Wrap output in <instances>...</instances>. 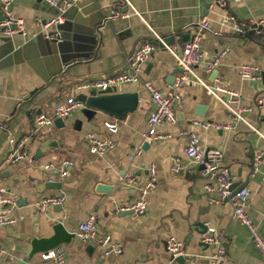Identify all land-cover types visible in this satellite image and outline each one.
<instances>
[{"label":"crops","instance_id":"crops-1","mask_svg":"<svg viewBox=\"0 0 264 264\" xmlns=\"http://www.w3.org/2000/svg\"><path fill=\"white\" fill-rule=\"evenodd\" d=\"M4 1L0 0V20ZM209 1L84 0L65 25L67 39L57 61L47 43L36 39L44 30L43 21L54 17V11L39 0L11 2L9 10L24 20L26 33L0 41V187L16 204L14 225L0 227V264H17L30 251L25 238L34 235V215L39 216V237L43 238L52 235L50 226L58 222L75 235L78 225L94 215L98 231L109 234L122 248L121 255L104 257L97 245L83 244L75 236L69 245L56 249L64 255L62 264H178L167 250L169 237L182 244V264H207L206 257L213 251L201 241L207 227L223 241L225 258L219 264H261L248 230L232 218L231 204L209 201L216 197L204 191L209 181L183 154L187 145L183 133L194 134L203 149L220 150L233 184L248 189L246 212L264 238V158L257 164L254 161L257 153H264V107L259 110L254 104L258 96H264V31L236 34L231 23L222 21L221 9L208 14ZM226 6L249 28L264 17V0H226ZM118 12L126 17H113ZM204 17L209 19L211 32L203 37V65L195 73L208 85L222 81L237 91L241 97L238 106L250 108L243 115L245 122H235L201 85L186 83L175 106L176 124L158 128L169 138L149 143L140 156L130 159L134 149L144 145L143 134L152 111L141 82L120 87L121 93L138 95L136 110L120 119L98 112L88 122L78 109L63 121L62 128L54 125L46 132L35 130L33 121L38 113L49 114L55 102L68 97L88 95L91 90L79 91L78 86L121 71L134 49L145 42H153L155 51L143 66L142 81L152 82L163 94L170 93L180 75L170 50L179 54L193 27ZM156 36L171 38L169 46L159 45ZM222 50L226 54L207 72L212 55ZM246 64L260 69L256 88L240 76L239 67ZM76 121L81 122L79 131L73 129ZM106 122L117 124L116 145L103 156L92 155L86 135L109 137ZM10 138L28 139L25 160L6 162ZM43 139L56 140L58 149L38 157L36 151ZM174 158L183 168L177 175L170 171ZM151 166L156 186L147 195L145 213L122 211L138 199L135 189L121 183L123 177L130 174L144 182ZM46 181L58 182L60 188L40 186ZM99 184L111 190L97 192ZM60 196H64L61 212L47 205L43 214L38 213L40 202ZM3 209L0 206V211ZM41 257L36 255L26 264H54Z\"/></svg>","mask_w":264,"mask_h":264},{"label":"built area","instance_id":"built-area-1","mask_svg":"<svg viewBox=\"0 0 264 264\" xmlns=\"http://www.w3.org/2000/svg\"><path fill=\"white\" fill-rule=\"evenodd\" d=\"M13 0H5L2 4V19L0 20V41L3 38H12L15 35H25L26 27L22 18L14 16L9 6ZM49 6L58 10L59 14H63L67 9L82 3L83 0H42ZM127 2V0H124ZM208 14L214 13L216 10L223 11L224 23H231L236 34L241 35L252 30L258 34L264 31V17L251 23V27H247L244 23L237 21L233 15L227 11L226 0H210L208 4ZM113 17H126L125 13H115ZM61 16L52 17L47 20L43 26V31L47 39L54 38L46 33V29L54 27L63 23ZM210 22L208 17H204L197 23L189 36V39L183 45L180 53L170 50L171 55L176 60L177 66L180 69V75L175 81L172 91L168 94L160 92L152 82L142 81V71L144 64L150 59L155 51V44L153 42H145L136 47L127 60L124 68L121 71L111 75L93 79L78 86V90L100 91L109 86H119L127 84L141 83L143 88L150 96L152 104V111L147 118V129L143 134V142L155 143L169 138L168 135H163L158 132V128L162 124L174 125L177 122L175 114V106L180 99V89L186 83H197L201 85L207 95L216 98L222 103L226 111L230 113L235 122H245L244 113H249L250 108H242L238 106L240 102V95L237 91L228 87L222 81H217L214 85H208L202 81L195 70L203 65V56L201 52V45L203 37L206 33H210ZM217 35V33L212 32ZM156 41L162 43V39L156 36ZM226 54L225 50L217 52L212 55L210 63L205 67L207 72L213 70L220 62L222 57ZM239 73L244 81L251 83L260 82V69L256 65L246 64L239 67ZM255 107L262 109L264 107V96H258L254 100ZM82 102L75 97H68L62 101L55 102L51 107V112L38 113L34 117V127L37 132H46L54 126V121L60 119L65 121L72 112L81 109ZM194 125H200L206 129L208 127L205 123L193 122ZM109 137H97L93 133L86 135L88 143V151L95 156H103L107 151L116 145L115 136L118 132V127L115 122H106L104 124ZM2 128V127H0ZM187 136V145L183 149V154L189 161L200 169V174L203 178L209 181L204 186L206 193H215L216 197H210L209 201L217 204L228 201L232 207V218L246 227L248 230L253 245L258 249L261 255V264H264V238L261 236L257 226L251 221L247 212L246 205L249 197V191L242 188L233 194V181L229 170L223 164V156L217 149H203L199 145V140L194 134H182ZM10 150L6 158V162L10 164L19 163L27 157V143L28 139L21 138L19 140L9 139ZM142 154V147L138 146L134 149L130 159ZM264 158V153H257L254 161L256 164ZM183 168L179 163L178 158L173 159L170 171L174 174H180ZM61 177L65 176V172L60 173ZM121 183L138 193L136 202L128 207L121 208L122 211H132L135 215H143L147 207V195L156 186V172L155 168L151 166L148 169V176L144 182H139L134 176L126 174ZM5 188L0 187V206L4 209L0 211V227H10L16 222L14 211L16 208L14 198L4 196ZM64 196L45 199L37 205V211L43 214L47 205L56 206L62 205ZM78 241L83 244H95L102 250L104 257L121 255L122 248L115 243L111 236L106 233H100L96 224V217L89 215L86 220L78 225L75 232ZM202 243L213 249L210 255L206 257L207 264H219L223 261L224 246L223 241L215 234L212 228L207 227V230L202 238ZM166 247L172 259L184 256L183 247L180 241L174 237L167 239ZM3 252L0 251V256ZM63 253L60 250L49 251L42 255L41 259L45 263L52 262L54 264L63 263Z\"/></svg>","mask_w":264,"mask_h":264},{"label":"water","instance_id":"water-1","mask_svg":"<svg viewBox=\"0 0 264 264\" xmlns=\"http://www.w3.org/2000/svg\"><path fill=\"white\" fill-rule=\"evenodd\" d=\"M39 1H41L47 7H50L54 11L53 13L54 17H57L60 15L61 18L64 20L62 24L54 26L53 31H48L50 27L46 29L47 35L54 36V38L47 39L44 31L40 33L36 38L37 41L41 40L47 43L48 48L51 51V57L57 61L58 53L61 50V47L64 44V41H66L67 39V37L64 35L63 32L65 31L66 26H68L69 22L71 21V15L76 11L77 7L81 3L67 9L63 14H59L56 8L49 6L46 2L42 0H39ZM46 22L47 21H43L42 25L44 26ZM10 39L11 38H3L1 41H9ZM170 39H164L162 43L166 46L167 45L169 46L168 40ZM188 39H189V36H188ZM162 43H159V45ZM251 85L255 88L257 87V83H251ZM76 99L82 102L83 104V107L80 109V114L86 119V121L89 122L98 112L101 114L110 116V117H114L116 119H120L129 113H133L137 107L138 95L136 93H121L119 86H109L104 90L90 91L88 95L78 94L76 96ZM54 125L57 128L64 127V123L60 119L55 120ZM80 125H81V122L76 121L74 123L73 129L75 131H79ZM225 134L226 132L224 131L222 135H225ZM148 147H149V143L144 142L142 149L145 150ZM57 149H58V143L56 140L43 139L41 141L40 147L36 151V155L40 157L43 154H45L47 151L57 150ZM60 185L61 184L58 182L46 181L43 185H40V186H42L43 188H48V189L53 188L54 189L56 187L60 188ZM242 188L243 187L240 185L233 184L232 186L233 194ZM109 190H111L110 187H107L101 184H99L96 188L97 192H102V193H108ZM54 208H57L58 209L57 211L59 212L62 211L61 205H56L54 206ZM125 212L132 214V211H125ZM46 217L47 219L51 218L49 214ZM38 222H39V216L34 215V218H33V224H34L33 234L34 235L32 237L25 238V241H27L30 245V251L24 257V259L21 260L17 264H26L34 256L39 255V254L43 255V254L48 253L49 251H54L62 245H69L71 241L75 239V235L67 231L64 228V226L59 222L50 226L52 235L46 238L39 237L40 225ZM175 262L178 264H182L185 262V259L182 256H180V257L175 258Z\"/></svg>","mask_w":264,"mask_h":264}]
</instances>
